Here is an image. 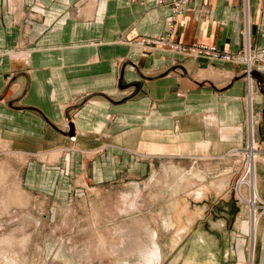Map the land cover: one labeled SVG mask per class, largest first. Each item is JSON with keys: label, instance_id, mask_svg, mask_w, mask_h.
<instances>
[{"label": "crops", "instance_id": "obj_1", "mask_svg": "<svg viewBox=\"0 0 264 264\" xmlns=\"http://www.w3.org/2000/svg\"><path fill=\"white\" fill-rule=\"evenodd\" d=\"M161 36L230 53L248 36L251 81L240 59L143 53L137 44ZM0 100V138L10 148L25 156L59 152L50 162L27 160L29 187L49 181L40 162L84 172V157L99 155L87 168L94 181L117 168L137 170L159 191L157 202L165 189L175 198L184 186V202L194 205L188 220L217 214L206 230L224 236L219 259L188 264H248L246 204L233 205L238 165L229 157L251 131L264 151V0H187L178 14L169 0H0ZM172 170L173 181L156 186ZM255 174L264 201V154ZM251 264H264V215Z\"/></svg>", "mask_w": 264, "mask_h": 264}, {"label": "rangeland", "instance_id": "obj_2", "mask_svg": "<svg viewBox=\"0 0 264 264\" xmlns=\"http://www.w3.org/2000/svg\"><path fill=\"white\" fill-rule=\"evenodd\" d=\"M246 28L247 26L245 31ZM155 40L156 38L152 39V42ZM137 44L144 49L143 53L146 52L145 49L149 51L160 46L148 44L144 39ZM244 44L249 55L241 62L249 70L255 55L246 45L248 36ZM162 48L184 58L229 62L200 57L190 49L180 50L182 53H178L175 52V47L171 48L169 45H163ZM196 53L204 54L198 51ZM238 54L242 55V50ZM249 58L252 60L251 65L248 64ZM245 78L250 82L249 77ZM247 86L249 101L250 84ZM250 118L249 114V123ZM249 123L251 127L252 123ZM252 138L251 131L245 146L233 151V155L229 157L230 163L238 165L229 187L233 205L246 204L248 264H251V234L257 230L259 217L264 215V201L258 193L253 206L247 202H252L249 188L245 196L238 194L242 177L245 176L246 180L250 178L246 166ZM2 140L7 142V148L5 152L0 146V168L4 167L5 170L4 182L0 183V264H98L99 261L105 264H188L191 257L197 261L210 259L211 256L219 259L221 249L226 246L222 243L220 247L223 235H214L206 230L216 227L214 225L217 223L212 217L217 218V214L214 216L206 210L198 221L188 220L187 217L192 215L189 208L193 207L194 211V205L184 202V195L188 193L184 186L178 189L181 191L180 197L176 195L174 198L172 193L169 194L171 190L168 188L169 192L165 189L160 202H157L154 199L159 191L156 192L151 183L145 180L146 176L140 175L137 170L127 172L123 167L117 168L119 170L111 177L94 181L87 168L99 155H91L84 157V172L76 170L70 173L63 170L61 165L40 162L38 170L50 171L49 181L43 184L42 181L36 182L33 187H29L25 181L27 160L50 162L59 152L54 149L47 153H29L25 156L22 151L10 148L7 140ZM254 142L259 161L264 151L256 140ZM84 152L89 155L92 151ZM138 156L146 157L143 153ZM151 164L157 171L161 165L159 161H152ZM43 175H47L45 171ZM177 175L175 170L166 172L156 181V186L167 183L169 178L172 182ZM16 188L21 192L17 196L19 202L10 199L15 196ZM243 196L246 201L241 199ZM173 198L178 202H172ZM220 223L219 219L218 224ZM254 235L256 240V233Z\"/></svg>", "mask_w": 264, "mask_h": 264}, {"label": "built area", "instance_id": "obj_3", "mask_svg": "<svg viewBox=\"0 0 264 264\" xmlns=\"http://www.w3.org/2000/svg\"><path fill=\"white\" fill-rule=\"evenodd\" d=\"M186 2H187V0H169L171 10L175 13L180 12L181 9L186 6ZM245 34L247 35V28H246ZM142 41H143V39H141L139 42H142ZM144 41L147 42L148 44H152L154 46L160 45L161 47L159 46V48H162L163 45H166V46L169 45V46H171V48L175 47L176 48L175 52H178V53H182V52H180V50L185 51V49H190L193 51V54H196L200 57H206V58H211V59H216V60L220 59V60H225V61H229V62H235L238 59L243 61L244 58L249 55L247 48L244 46L241 48L243 54L240 55V54H238L239 51L236 53H230V52H226V51H218L214 47L204 46V45L192 44L190 46H181V45H178V44H175V43L168 41V39H166L165 37L156 38V40L153 42H152V39H144ZM197 51L203 52L204 54L196 53ZM173 52H174V50H173ZM245 66H246L245 76L249 77V70L250 69L249 70L247 69L246 64H245Z\"/></svg>", "mask_w": 264, "mask_h": 264}, {"label": "bare ground", "instance_id": "obj_4", "mask_svg": "<svg viewBox=\"0 0 264 264\" xmlns=\"http://www.w3.org/2000/svg\"><path fill=\"white\" fill-rule=\"evenodd\" d=\"M144 46V45H143ZM143 51V50H142ZM250 59V58H249ZM248 64H252V60L250 59L249 60V63ZM247 77V76H245ZM250 78V77H249ZM250 81H251V78H250ZM250 95L252 94V85L250 84ZM250 100V99H249ZM251 118H250V123H251ZM253 137V135H252ZM74 139V137H71L70 140L72 141ZM70 141V142H71ZM77 141V140H76ZM252 144L250 145V151L248 152L249 155V159L247 161V166H246V171L249 172L250 174V178L248 180L245 179V176L242 177V181L240 180V184H239V189H238V194L239 196H242L244 195L245 196V192L247 190V188H249V190H251V201L252 202H249V200L247 201L248 204L250 206H253L254 204V199H257V185H256V174H255V164L256 162L258 161L257 158L259 156H257L256 152L258 151V149H256V145H255V142L252 138ZM0 146L5 149L4 151L6 152V148H7V142L6 141H3L2 139H0ZM259 153V152H258ZM19 155V154H18ZM4 167L3 168H0V183H3L4 182ZM11 172V171H10ZM9 172V173H10ZM245 172V171H244ZM6 177V175H5ZM237 187V188H238ZM15 196L10 198L13 202H19V199L18 197L20 196L21 192H19L18 188H16V191H15ZM1 195V194H0ZM18 196V197H17ZM244 196L241 197V199H244ZM245 200V199H244ZM246 201V200H245ZM244 201V202H245ZM1 202V201H0ZM11 204V202L9 203ZM8 211V210H7ZM256 223V219L254 218V224ZM63 226V225H62ZM256 233V229L254 230V232L252 231V234H251V263L253 261V257H254V245H255V234ZM6 259V258H5ZM106 260H104L105 262ZM98 264H105L101 261L98 262ZM115 264V263H114Z\"/></svg>", "mask_w": 264, "mask_h": 264}, {"label": "water", "instance_id": "obj_5", "mask_svg": "<svg viewBox=\"0 0 264 264\" xmlns=\"http://www.w3.org/2000/svg\"><path fill=\"white\" fill-rule=\"evenodd\" d=\"M249 74H251V73H249Z\"/></svg>", "mask_w": 264, "mask_h": 264}]
</instances>
